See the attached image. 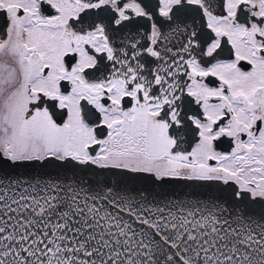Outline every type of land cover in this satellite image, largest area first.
Returning a JSON list of instances; mask_svg holds the SVG:
<instances>
[{
    "label": "snow or ice",
    "instance_id": "obj_1",
    "mask_svg": "<svg viewBox=\"0 0 264 264\" xmlns=\"http://www.w3.org/2000/svg\"><path fill=\"white\" fill-rule=\"evenodd\" d=\"M0 20V264H264V0H0ZM139 176L193 191L119 187Z\"/></svg>",
    "mask_w": 264,
    "mask_h": 264
},
{
    "label": "water",
    "instance_id": "obj_2",
    "mask_svg": "<svg viewBox=\"0 0 264 264\" xmlns=\"http://www.w3.org/2000/svg\"><path fill=\"white\" fill-rule=\"evenodd\" d=\"M9 173L16 175V174H22L24 176H39L41 175V170L39 168H19V169H7ZM48 173H51L53 175L58 174L61 178H67L70 179L73 176L75 177H80L84 175L83 172L78 171V170H58L54 168H49L47 170ZM89 175H92L91 173ZM93 178H95L93 176ZM100 180H104V176L99 177ZM109 179L113 184L116 183V178L111 177L109 175ZM128 187L132 188L135 190H146L147 194L149 196L151 195H165V196H181L183 193L186 191H193V189H188L185 188V186L177 183H169L165 187H158V186H153L151 183V180L147 176H139L131 181H127L125 184L119 185V187ZM223 186L219 185H213L211 187L204 186V187H197L194 189V191L203 197H216V196H225L226 194L222 193L219 191L220 188ZM233 204V201L230 199L228 200V206H231ZM264 210V203H256L253 205V212L257 215L261 213V211Z\"/></svg>",
    "mask_w": 264,
    "mask_h": 264
},
{
    "label": "flooded vegetation",
    "instance_id": "obj_3",
    "mask_svg": "<svg viewBox=\"0 0 264 264\" xmlns=\"http://www.w3.org/2000/svg\"><path fill=\"white\" fill-rule=\"evenodd\" d=\"M150 2V0H149ZM191 21L189 20V23ZM142 27L139 28V32L136 30V29H133L131 31L129 30H125L124 32L122 33H118L115 35V43L117 44H120L121 41H124V40H127V39H134V38H137L139 33H143V34H147V32L149 31V24L147 21H142ZM197 27H199V22L197 23ZM3 30V21L0 20V31ZM169 27H168V24L167 22H165L164 24V27L162 28V31H164L165 33H167L169 31ZM205 31H207V29H205ZM176 43V46L178 47L179 46V42L178 41H175ZM220 58L221 59H228L230 58L229 57V52L228 51H225L223 53H221L220 55ZM244 67H247L246 65H242ZM209 81L210 83L214 86L216 83L214 78H209ZM187 146V145H186ZM229 143L228 142H218V150H221V151H224V150H228L229 149Z\"/></svg>",
    "mask_w": 264,
    "mask_h": 264
}]
</instances>
